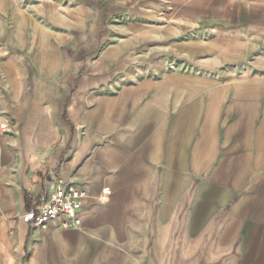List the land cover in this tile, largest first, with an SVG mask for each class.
<instances>
[{"label": "crops", "instance_id": "obj_1", "mask_svg": "<svg viewBox=\"0 0 264 264\" xmlns=\"http://www.w3.org/2000/svg\"><path fill=\"white\" fill-rule=\"evenodd\" d=\"M0 264H264V0H0Z\"/></svg>", "mask_w": 264, "mask_h": 264}, {"label": "built area", "instance_id": "obj_2", "mask_svg": "<svg viewBox=\"0 0 264 264\" xmlns=\"http://www.w3.org/2000/svg\"><path fill=\"white\" fill-rule=\"evenodd\" d=\"M12 123H2L1 130L7 129ZM85 193L68 182L58 186L54 191L43 194L28 211L24 218L27 222L33 223L40 229H45L51 222L65 218L63 227H79L81 219L79 209Z\"/></svg>", "mask_w": 264, "mask_h": 264}, {"label": "rangeland", "instance_id": "obj_3", "mask_svg": "<svg viewBox=\"0 0 264 264\" xmlns=\"http://www.w3.org/2000/svg\"><path fill=\"white\" fill-rule=\"evenodd\" d=\"M7 122H10V123H14V125H10V127H7V129H2L3 131H8V132H10V131H14L15 130V126H16V122L13 120V119H11V118H7V119H5V120H3L2 121V123H7ZM14 126V127H13ZM57 145H52L51 146V149H54L55 147H56Z\"/></svg>", "mask_w": 264, "mask_h": 264}, {"label": "trees", "instance_id": "obj_4", "mask_svg": "<svg viewBox=\"0 0 264 264\" xmlns=\"http://www.w3.org/2000/svg\"><path fill=\"white\" fill-rule=\"evenodd\" d=\"M25 201H26V210H27V212H28V211H30V210L32 209V207L34 206V204H31V203H30V201H29L27 195H26V197H25Z\"/></svg>", "mask_w": 264, "mask_h": 264}]
</instances>
